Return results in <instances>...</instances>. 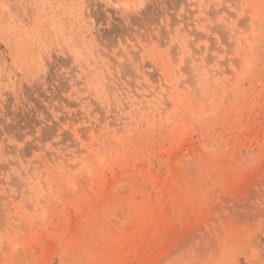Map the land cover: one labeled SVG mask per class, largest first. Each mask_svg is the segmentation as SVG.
<instances>
[{
    "label": "rangeland",
    "instance_id": "374dc122",
    "mask_svg": "<svg viewBox=\"0 0 264 264\" xmlns=\"http://www.w3.org/2000/svg\"><path fill=\"white\" fill-rule=\"evenodd\" d=\"M0 264H264V0H0Z\"/></svg>",
    "mask_w": 264,
    "mask_h": 264
}]
</instances>
